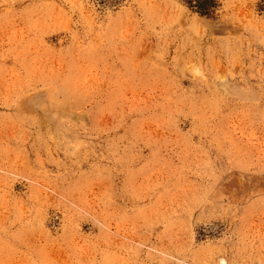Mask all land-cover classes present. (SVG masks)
I'll use <instances>...</instances> for the list:
<instances>
[{
  "label": "rangeland",
  "instance_id": "374dc122",
  "mask_svg": "<svg viewBox=\"0 0 264 264\" xmlns=\"http://www.w3.org/2000/svg\"><path fill=\"white\" fill-rule=\"evenodd\" d=\"M0 0V264H264V0Z\"/></svg>",
  "mask_w": 264,
  "mask_h": 264
},
{
  "label": "trees",
  "instance_id": "16d2710c",
  "mask_svg": "<svg viewBox=\"0 0 264 264\" xmlns=\"http://www.w3.org/2000/svg\"><path fill=\"white\" fill-rule=\"evenodd\" d=\"M190 9L195 11L200 16H209L211 11L216 8L214 0H183Z\"/></svg>",
  "mask_w": 264,
  "mask_h": 264
}]
</instances>
